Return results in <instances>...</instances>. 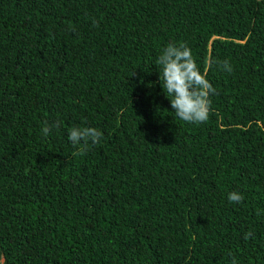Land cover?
Wrapping results in <instances>:
<instances>
[{
  "label": "trees",
  "instance_id": "16d2710c",
  "mask_svg": "<svg viewBox=\"0 0 264 264\" xmlns=\"http://www.w3.org/2000/svg\"><path fill=\"white\" fill-rule=\"evenodd\" d=\"M181 42L233 69L207 71V122L155 84ZM85 124L103 136L77 154ZM233 257L264 264V0H0V264Z\"/></svg>",
  "mask_w": 264,
  "mask_h": 264
},
{
  "label": "clouds",
  "instance_id": "9594fccd",
  "mask_svg": "<svg viewBox=\"0 0 264 264\" xmlns=\"http://www.w3.org/2000/svg\"><path fill=\"white\" fill-rule=\"evenodd\" d=\"M239 41H244L246 34L238 36ZM159 71H155V84L170 113L187 123L207 122L211 110L210 97L216 94V89L207 79V71L216 64L221 70L232 72V66L227 61L209 60L205 69L197 64L191 48L184 42L179 44L169 43L156 58L155 62ZM161 85L163 91L158 89ZM59 127V122H53L52 128ZM42 135L48 137L49 125L45 121L41 129ZM103 136L102 131L94 126L81 125L68 129V139L73 145L79 146L77 154H83L89 143L98 144ZM229 202L239 203L243 196L238 192L228 194ZM252 236L251 231L246 232L244 238ZM231 264H237L233 257Z\"/></svg>",
  "mask_w": 264,
  "mask_h": 264
}]
</instances>
